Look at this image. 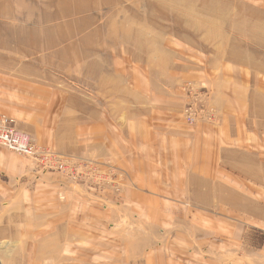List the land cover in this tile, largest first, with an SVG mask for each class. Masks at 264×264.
I'll return each mask as SVG.
<instances>
[{
  "label": "rangeland",
  "instance_id": "obj_1",
  "mask_svg": "<svg viewBox=\"0 0 264 264\" xmlns=\"http://www.w3.org/2000/svg\"><path fill=\"white\" fill-rule=\"evenodd\" d=\"M191 106L199 113L194 119L186 116ZM168 112L179 115L182 130L199 123L217 129L223 113L229 112L245 116L248 129L258 125L264 134V0H0V113L36 148L51 154L55 164L62 158L75 167V177L67 178L102 206L124 197L125 188H134L137 176L143 175L144 158L136 155V148L149 141L157 145L159 135L165 138V152L173 140L182 142L180 148L187 144L186 135L158 121ZM144 118L152 124L150 135H144ZM31 122L37 137L42 132L52 143L43 144L19 126ZM80 122L88 125L87 141L73 136L84 126ZM104 122L120 133L112 147L99 136ZM71 137L78 147L66 153L63 145ZM246 140L252 143L248 136ZM258 143L264 146V136ZM20 155L43 171L60 172L36 156ZM234 158L228 155L227 161ZM147 160L161 197L184 188L176 184L181 175L167 170L173 165L170 158L153 154ZM130 172L133 179L127 185ZM164 208L173 211L168 223L138 209L135 214L122 212L115 230L108 227L110 235L73 240L71 247L56 253H33L36 247L23 246L24 239L0 238V264H162L161 258L169 264L167 257L177 256L192 264L194 252L187 248L203 247L214 248L208 256H215L218 264H240L247 248L264 240V231L252 223L216 218L210 223L216 226L211 245L204 238L198 244L197 235L185 234L188 228H183L193 224L200 231L208 225L191 221L194 208ZM186 211L180 222L175 215ZM244 228L242 238L229 237V231ZM174 248L181 253L173 254Z\"/></svg>",
  "mask_w": 264,
  "mask_h": 264
},
{
  "label": "crops",
  "instance_id": "obj_2",
  "mask_svg": "<svg viewBox=\"0 0 264 264\" xmlns=\"http://www.w3.org/2000/svg\"><path fill=\"white\" fill-rule=\"evenodd\" d=\"M9 87L15 88H5ZM25 88L20 83L21 91ZM233 108L241 109L237 106ZM168 113V116L159 118L158 121L160 124L177 128L180 136L186 135L187 144L180 148L182 142L173 140V145L166 144L165 152L162 149L165 138L159 135L157 145H152L149 141L144 143L142 149L136 148V155L144 158L145 165L141 171L143 175L137 176L134 188H125L127 196L123 192L124 197L115 199L117 202L105 201L103 206L99 204L98 198L86 189L74 185L71 179L62 173L43 171L34 160L0 146V238L24 239L22 245L36 247L37 250L31 251L33 253H56L65 251L67 245L71 247L73 240L87 241L86 239L90 238L99 239V234L110 235L109 233L117 227L122 212L135 214L139 210L141 215H154L159 218L158 222L168 223L174 215L172 210L169 213L164 207L173 206L182 207L181 211H184L183 206L194 208L196 218L188 216L192 218L191 221L208 223L204 226L205 229L202 227L200 231L193 224L183 226L189 230L185 229V234L191 232L194 236L197 235L198 244L201 242L199 239L204 238L207 239V244L211 245L210 239L216 235V226L210 223H214L216 218L225 223L247 221L252 223L251 226L264 231V146L258 143V137H263L264 134H260L262 131H259L258 125L248 129L249 123L245 116H233L226 112L223 113L222 125L217 129L199 123L193 130H182L184 123L179 115ZM143 123L144 135H150V120L144 118ZM77 125L84 126L76 128L73 136L85 139H79L80 141H87V123L80 122ZM19 126L43 144L52 143L51 137L45 138L42 132L39 133L41 138L37 137L33 122ZM126 132L131 135L129 130ZM99 136L102 137V144L112 147L116 139L120 138V133L116 126L104 122L99 129ZM104 136L106 138L103 140ZM247 136L252 139V143L247 142ZM108 140L110 142H106ZM77 141L71 137L68 144L63 145V150H67L66 153L74 151L78 147V144H75ZM103 154L104 150L100 155ZM153 154L170 158L173 165L167 169L168 172L181 175V178L177 177L176 184H182L184 188L171 189L169 194L172 197H161L159 188L153 183V171L148 160L146 161V158H151ZM231 154L235 158L229 162L227 157ZM165 165L168 166L169 163ZM132 179L130 172L126 184L130 185ZM155 191L158 192L157 195ZM153 205H157L159 209L152 208ZM237 213L241 216L236 217ZM177 214L179 215L175 216L180 222L187 217V211ZM124 216L128 218L127 214ZM109 226H112L110 232L107 231ZM245 230L247 229L236 230L235 234L229 231V237L242 238ZM176 237L184 238L180 234ZM184 244L190 243L186 241ZM115 245L117 246V243ZM38 246L47 247L41 249ZM178 246L184 251V247ZM203 248H187L194 252L195 262L192 264H218L215 256H208L214 248L201 250ZM201 252L205 254L203 257ZM179 253L181 252L173 249V254ZM151 259L148 260L149 263ZM240 261V264H264V240L257 246L248 247L240 256ZM167 262L189 264L178 256L171 260L167 257Z\"/></svg>",
  "mask_w": 264,
  "mask_h": 264
},
{
  "label": "built area",
  "instance_id": "obj_3",
  "mask_svg": "<svg viewBox=\"0 0 264 264\" xmlns=\"http://www.w3.org/2000/svg\"><path fill=\"white\" fill-rule=\"evenodd\" d=\"M198 114V110H194L192 106L186 111V116L188 118L194 119V117ZM13 122L14 121L11 118L0 113V145L20 154L28 156L33 155L34 157L36 156V158L40 159L46 167L49 168L51 167V164H54V166L58 168L57 170L65 176L75 177V167L70 166L69 163L67 164L62 158L58 159L63 160L62 162L55 164L56 161L53 160V156L44 150L36 148V146L30 142L25 133H21L16 130Z\"/></svg>",
  "mask_w": 264,
  "mask_h": 264
},
{
  "label": "bare ground",
  "instance_id": "obj_4",
  "mask_svg": "<svg viewBox=\"0 0 264 264\" xmlns=\"http://www.w3.org/2000/svg\"><path fill=\"white\" fill-rule=\"evenodd\" d=\"M73 14V13H72Z\"/></svg>",
  "mask_w": 264,
  "mask_h": 264
}]
</instances>
